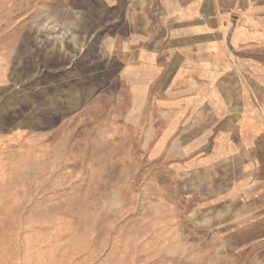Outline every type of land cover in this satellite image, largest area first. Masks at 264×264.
Listing matches in <instances>:
<instances>
[{"label":"rangeland","instance_id":"1","mask_svg":"<svg viewBox=\"0 0 264 264\" xmlns=\"http://www.w3.org/2000/svg\"><path fill=\"white\" fill-rule=\"evenodd\" d=\"M161 10L0 0V264H264V47Z\"/></svg>","mask_w":264,"mask_h":264},{"label":"crops","instance_id":"2","mask_svg":"<svg viewBox=\"0 0 264 264\" xmlns=\"http://www.w3.org/2000/svg\"><path fill=\"white\" fill-rule=\"evenodd\" d=\"M136 2L140 5L147 2L159 4L162 9L160 18L164 20L192 21L183 27L184 32L180 34L195 36L201 42L197 45L196 52L192 54L193 58H202L203 55L206 58L204 53H212L199 66L202 75L209 69L214 73L223 72V59L227 49L226 37L233 36L232 46L240 52L243 50L253 52L259 47H264V43L258 42L259 37H264V0H136ZM143 12L146 14L145 7ZM226 19L233 22L232 25L226 26ZM194 20L197 22H193ZM164 35H168V32ZM188 67L195 66L190 63ZM222 79L225 80V76H221ZM219 82L220 78L213 80L210 85H217ZM214 87L215 89L212 87L210 90L209 87L207 92L203 93L205 98L212 100L221 97L222 91Z\"/></svg>","mask_w":264,"mask_h":264}]
</instances>
